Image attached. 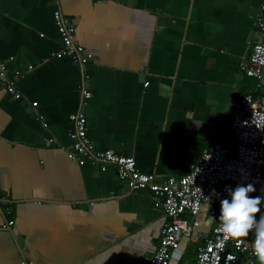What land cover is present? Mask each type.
<instances>
[{"label": "crops", "instance_id": "crops-1", "mask_svg": "<svg viewBox=\"0 0 264 264\" xmlns=\"http://www.w3.org/2000/svg\"><path fill=\"white\" fill-rule=\"evenodd\" d=\"M263 2L0 0V264H146L163 212L113 166L68 160V116L82 108L96 149L132 157L159 182L189 172L220 127V142L234 147L236 94L259 91L241 66ZM57 8L93 54L84 68L55 57ZM16 73L20 100L6 91ZM197 221L178 264H193L211 232L204 211ZM253 240L243 264H259L248 257Z\"/></svg>", "mask_w": 264, "mask_h": 264}, {"label": "built area", "instance_id": "built-area-1", "mask_svg": "<svg viewBox=\"0 0 264 264\" xmlns=\"http://www.w3.org/2000/svg\"><path fill=\"white\" fill-rule=\"evenodd\" d=\"M53 22L61 41V50L55 57L66 58L74 66L86 67L93 60V54L75 41V29L60 8L54 11ZM255 29V41L241 70L246 77L259 83L261 92L255 96L236 94L235 111L228 124L234 150L220 142L219 134L226 129L220 127L213 132L214 141L197 163L182 176H170L159 182L153 174L142 172L132 157L96 149L87 135V120L82 108L68 116L73 125L68 133V160L80 167L101 170L113 166L118 178L125 181L132 191L150 193L153 207L163 212L166 222L158 245L146 264H178L182 255L180 240L192 236L199 225L197 217L202 211L213 221V226L203 244L197 247L193 264H243L239 255L247 248L246 240L240 245L231 239L225 240L223 233L218 231V218L220 201L230 199L226 187L234 189L237 185L253 184L256 192L250 195L264 194V2L256 17ZM0 70L3 76L4 66ZM20 77V73H16L6 81V91L14 100L21 99L16 88V81ZM81 95L84 102L92 97L91 92L83 87ZM36 105L32 103L33 107ZM83 105L85 103L81 107ZM213 189L216 195L212 194ZM6 214L9 215L10 211L7 210ZM249 237L253 238L254 234ZM253 256L251 251L248 257Z\"/></svg>", "mask_w": 264, "mask_h": 264}, {"label": "clouds", "instance_id": "clouds-1", "mask_svg": "<svg viewBox=\"0 0 264 264\" xmlns=\"http://www.w3.org/2000/svg\"><path fill=\"white\" fill-rule=\"evenodd\" d=\"M230 199L220 201V227L225 240L231 239L237 245L242 244L250 234H254L252 242L253 255L259 264H264V194L250 195L256 192L253 184L237 185L234 189L226 187ZM216 195V190H212ZM259 215V219L257 216ZM215 220V217H212Z\"/></svg>", "mask_w": 264, "mask_h": 264}, {"label": "trees", "instance_id": "trees-1", "mask_svg": "<svg viewBox=\"0 0 264 264\" xmlns=\"http://www.w3.org/2000/svg\"><path fill=\"white\" fill-rule=\"evenodd\" d=\"M257 82V81H256ZM257 88L259 89V91L257 92V93H251L252 95H259L260 94V92H261V88H260V85H259V83L257 82ZM228 148H230V147H232V148H230L232 151L234 150V147L233 146H227Z\"/></svg>", "mask_w": 264, "mask_h": 264}]
</instances>
